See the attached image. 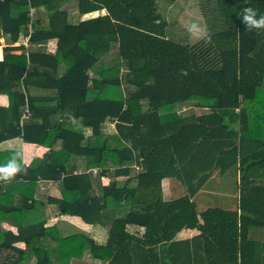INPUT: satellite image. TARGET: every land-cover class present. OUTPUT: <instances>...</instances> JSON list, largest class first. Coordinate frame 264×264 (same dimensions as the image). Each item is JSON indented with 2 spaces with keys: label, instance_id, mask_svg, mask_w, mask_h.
<instances>
[{
  "label": "trees",
  "instance_id": "1",
  "mask_svg": "<svg viewBox=\"0 0 264 264\" xmlns=\"http://www.w3.org/2000/svg\"><path fill=\"white\" fill-rule=\"evenodd\" d=\"M204 1L211 42L192 44L168 36L157 0H77L75 15L71 0H0V144L48 148L0 181V264H264L251 234L264 228V31L241 20L245 7L264 15V0ZM18 151L0 149V165ZM232 168L238 228L166 240L210 176ZM50 205L105 234L52 222Z\"/></svg>",
  "mask_w": 264,
  "mask_h": 264
},
{
  "label": "rangeland",
  "instance_id": "2",
  "mask_svg": "<svg viewBox=\"0 0 264 264\" xmlns=\"http://www.w3.org/2000/svg\"><path fill=\"white\" fill-rule=\"evenodd\" d=\"M74 1V2H72ZM76 1V2H75ZM201 1L204 0H175L174 2L169 0H157L159 11L162 15L168 20V36L175 38V40L181 41L183 43H195L200 39L195 36H190L187 29L192 22L199 23L204 29L206 34H208L209 26L207 22V15L205 13L208 9V14L213 8V5H205L206 8L203 9ZM209 2H213L212 0H207ZM206 0L203 2L205 3ZM73 5H72V4ZM77 0H71L68 5L70 8L74 10L76 7ZM208 7V8H207ZM214 17V16H213ZM127 70H123V78L125 77ZM112 128V126H111ZM238 179L239 175L235 168L228 170L225 173H218L215 175V180H213L212 185L207 184L203 187V189L208 192L206 194H201L200 192L194 196L193 199L196 200L200 208L209 207V206H223L227 207L237 199V188H238ZM210 183V182H209ZM222 212L218 214L219 221L225 222L224 224L231 225L233 223L234 218L230 216L229 218H225V216L221 215ZM49 215H51L49 213ZM52 216V215H51ZM222 217V218H221ZM52 217H50L51 219ZM53 219V218H52ZM55 219V217H54ZM66 219V220H65ZM60 221L66 222L67 220L72 222L73 224H69L68 227H72L74 231H85L91 232L92 228L87 223H85L81 218L77 216H64V218L59 219ZM90 229V230H89ZM92 233V232H91ZM103 235L105 234L99 228H94L93 236L95 235ZM71 264H105L104 261L100 259H96L92 257L90 254H87L83 259H74Z\"/></svg>",
  "mask_w": 264,
  "mask_h": 264
},
{
  "label": "crops",
  "instance_id": "3",
  "mask_svg": "<svg viewBox=\"0 0 264 264\" xmlns=\"http://www.w3.org/2000/svg\"><path fill=\"white\" fill-rule=\"evenodd\" d=\"M72 2H74V1H72ZM72 7L70 8L69 6H67V8L71 12V14L75 15V13H77V4H76V7L74 8V10L72 9ZM98 13L99 12H95L94 15H98ZM88 16H90V15L86 14V15L82 16V18H85ZM28 37L29 36H24L23 39H21L19 42H17L16 44H13V45H19L20 43L27 44L28 43ZM6 45H8L6 38L1 37L0 38V47L2 49V57H0V60L3 59V57H4V47ZM56 45H57V39H53L49 42V44L47 45V48L49 50H54L56 48ZM14 52L20 53L21 50L17 49V50H14ZM8 102H9L8 96L5 94H0V104L7 105ZM2 148L22 149L24 160L26 162H31L35 155L42 156L46 152V150L48 149L47 147H44V146L24 142L22 140V138H20V137L10 138V139L3 141L0 144V149H2ZM218 173H219V171H215L210 176V178L205 182V184H203V186L200 188V190L196 194H198L199 192L201 194L208 193L203 189V187L206 186L207 184H210L211 186H213L212 182H213V180H215V175H218ZM238 175H239V172H238ZM163 188H164L165 198H168V196H169V180L168 179L164 180ZM51 192L56 193V194L58 193V191L55 188H52ZM194 196L192 197L191 202L188 205V207L180 214V216L171 224V226L165 232V239L166 240L184 239V238L192 237L196 234H199L202 231L203 225H217V226H222V227L231 228V229L238 228L239 215H240V208H239L240 188H239V183H238V188H237V196H236L237 199H235L234 202H232V204H230V206H227V207L209 206V207L200 208L198 205L194 204V203H197L196 200L193 199ZM48 209L49 210H48L47 214H48L49 219H50V217L53 218V219L52 218L50 219L52 222H55L59 219L64 218V216L54 214L55 209H53V207L51 205L48 207ZM220 212H222L220 214V216L224 215L226 219L229 218L230 216H232L234 218L233 223L231 225H229V224H224L225 222H222V221L220 222L219 218L217 217ZM49 213L52 216L49 215ZM54 217H55V219H54ZM90 228H92V227H90ZM92 232L94 233V229H92ZM251 234H253L254 239H258L259 241L264 242V228L252 229ZM105 264H106V262H105Z\"/></svg>",
  "mask_w": 264,
  "mask_h": 264
},
{
  "label": "clouds",
  "instance_id": "4",
  "mask_svg": "<svg viewBox=\"0 0 264 264\" xmlns=\"http://www.w3.org/2000/svg\"><path fill=\"white\" fill-rule=\"evenodd\" d=\"M241 20L245 25L246 31H256L258 34L264 31V15H258L254 7H245L242 10ZM187 31L190 36L203 39L205 43L211 42V36L207 35L205 29L197 22H192ZM22 161L23 153L18 151L12 155L7 163L0 165V181L11 182L17 174L25 171L22 167Z\"/></svg>",
  "mask_w": 264,
  "mask_h": 264
},
{
  "label": "built area",
  "instance_id": "5",
  "mask_svg": "<svg viewBox=\"0 0 264 264\" xmlns=\"http://www.w3.org/2000/svg\"><path fill=\"white\" fill-rule=\"evenodd\" d=\"M31 115V111L29 110L28 106H26L23 114H22V118H21V123H23V120L27 117H29ZM94 172H96V169L94 170Z\"/></svg>",
  "mask_w": 264,
  "mask_h": 264
},
{
  "label": "water",
  "instance_id": "6",
  "mask_svg": "<svg viewBox=\"0 0 264 264\" xmlns=\"http://www.w3.org/2000/svg\"><path fill=\"white\" fill-rule=\"evenodd\" d=\"M141 154L143 155V149L142 148H141ZM142 164L144 167H146V161L144 158L142 159ZM112 186H114V183H112Z\"/></svg>",
  "mask_w": 264,
  "mask_h": 264
},
{
  "label": "bare ground",
  "instance_id": "7",
  "mask_svg": "<svg viewBox=\"0 0 264 264\" xmlns=\"http://www.w3.org/2000/svg\"><path fill=\"white\" fill-rule=\"evenodd\" d=\"M0 57H2V49H1V47H0Z\"/></svg>",
  "mask_w": 264,
  "mask_h": 264
}]
</instances>
